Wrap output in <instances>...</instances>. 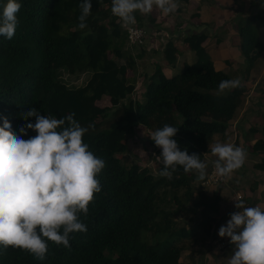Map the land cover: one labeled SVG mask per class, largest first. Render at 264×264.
I'll return each mask as SVG.
<instances>
[{
  "label": "trees",
  "instance_id": "obj_1",
  "mask_svg": "<svg viewBox=\"0 0 264 264\" xmlns=\"http://www.w3.org/2000/svg\"><path fill=\"white\" fill-rule=\"evenodd\" d=\"M107 1L91 0L87 27L79 29L81 0H18L15 34L11 40L0 36V117L7 118L20 135L21 126L35 123V117L21 119L29 108L57 119L75 113L81 126H94L83 140L105 161L96 177L101 190L94 194L87 215L79 216L87 231L70 234V248L48 242L45 258L38 260L26 250L0 246V264H186L180 257L186 253L181 241L197 244L195 232H199L198 244L205 246L217 222L219 195L207 196L200 186L193 193L191 185L204 182L196 180L195 171L186 173L176 166L170 179L161 177L163 164L157 158L161 149L155 152L154 175L116 156L126 154V141L136 128L153 133L168 124L178 128L173 139L180 150L204 161L210 153L207 139L227 129L244 100L245 88L240 84L219 91V83L231 78L213 67L201 46L207 38L202 31L181 38L194 54L193 63L181 61L179 73L169 78L154 67L140 99L131 100L134 79L127 72H135V61L120 20L110 18L103 8ZM5 3L0 0V12ZM144 18L153 25L148 14L140 17L139 12L135 24L145 27ZM260 26H264V9L235 25L244 76L258 60L264 64V44L257 37ZM161 48L166 62L174 63L172 43ZM81 75L86 78L83 85L72 86ZM105 98L109 107H97ZM262 119L260 131L249 130L261 135L251 147L252 154L262 155L253 166L259 171H264V115ZM35 135L27 130L22 138ZM186 213L193 217V226L176 229L173 216Z\"/></svg>",
  "mask_w": 264,
  "mask_h": 264
},
{
  "label": "clouds",
  "instance_id": "obj_2",
  "mask_svg": "<svg viewBox=\"0 0 264 264\" xmlns=\"http://www.w3.org/2000/svg\"><path fill=\"white\" fill-rule=\"evenodd\" d=\"M154 7L168 15L178 5L175 0H111L112 14L125 25L136 23L135 13L149 14ZM20 8L18 0H6L0 12V36L12 39ZM79 8L78 27L85 29L91 0H81ZM240 83L239 78L223 80L218 89L224 92ZM74 116L57 119L29 108L21 119L35 117V123L21 126L20 135L13 132L7 118L0 117V246L23 249L43 260L48 242L70 248V234L87 231L79 216L87 215L94 194L101 190L96 177L105 161L89 151L83 140L94 126L83 127ZM27 130L37 135L25 140L22 136ZM177 131L165 124L150 136L161 149L157 157L163 164L161 177L170 179L176 166H181L186 173L195 171L197 181H204L210 165L217 176L228 177L245 163L246 151L232 143L210 144L214 160L189 155L173 139ZM234 206L238 211L218 230L219 237H227L234 246L228 264H264V207H246L243 200Z\"/></svg>",
  "mask_w": 264,
  "mask_h": 264
},
{
  "label": "crops",
  "instance_id": "obj_3",
  "mask_svg": "<svg viewBox=\"0 0 264 264\" xmlns=\"http://www.w3.org/2000/svg\"><path fill=\"white\" fill-rule=\"evenodd\" d=\"M177 5V9L168 15H163L159 9L154 7L153 11L148 14L153 20L152 26L147 23L146 18L143 21L145 26L158 33L162 32L166 36L163 46L167 42L172 43L175 49L173 53L174 63L168 64L166 62L162 53L163 48L157 51L129 52L135 63L144 62L143 67L153 68L148 74H143L141 80H146V77L148 78L153 72L154 67H159L162 74L169 78L176 74L174 71L179 60L187 62L190 59L189 49L181 42L182 36L206 31L207 38L201 46L215 70L227 75L235 70L236 74L234 75L236 77L240 75V84L246 91L244 100L236 108L224 133L222 135L214 134L207 139V148L210 150L209 145L217 142L232 143L244 149L247 157L244 165L234 171L230 177L228 176L223 185L218 187L208 183L201 185L202 191L207 196H212L215 193L219 195L217 222L214 224L211 236L205 242L206 245L201 247L197 256H190V260L193 262H188L189 264H228L234 246L228 241L227 244L225 242L219 248V243L225 240V237H219L218 230L225 225L224 221L230 217V214L238 211L234 206L235 202L243 200L246 207H253L258 204L264 207V171L253 168L254 164L261 160L262 155L251 152L253 143L260 139L261 135L256 132L247 138L244 137L250 129L260 131L263 126L264 87L262 84L256 88L255 86H246V81L252 78L258 80V83L264 81V64L260 60L255 62L248 73H245L246 77L241 74L243 71H237L243 66V60L239 57V39L235 31L238 19L255 15L264 9V0H187L186 3ZM139 15L143 17L145 14L139 13ZM229 21H231L232 26H229ZM257 37L264 44V26L257 28ZM230 57L234 62L233 65L225 64ZM130 76L134 77V73H131ZM214 159L216 158L211 155V150L204 157V161ZM237 195L241 197L240 200H236ZM203 261L204 263H202Z\"/></svg>",
  "mask_w": 264,
  "mask_h": 264
},
{
  "label": "rangeland",
  "instance_id": "obj_4",
  "mask_svg": "<svg viewBox=\"0 0 264 264\" xmlns=\"http://www.w3.org/2000/svg\"><path fill=\"white\" fill-rule=\"evenodd\" d=\"M229 26H232L231 25V21H229ZM161 34H162V32H161ZM134 52H136V50L135 51H131V53H134ZM239 57L241 59V56H239ZM194 61H195L194 54L192 52H190V59L187 60V63L191 64ZM232 63H234V62L232 61L231 57H230V59H228L225 62V64H228V65H233ZM144 64H145L144 62L135 63L134 77H132L133 74H132V76H130L131 73L129 74V72H127V76L129 78H133L134 79V90H133V93L130 95L131 100H139L140 99L139 96L143 92V86H144V83L146 82L145 80H141V77H142L143 74H148L153 69V68L150 69V67H148V68L147 67H143ZM180 65H181V61L179 60L178 64H177V68L175 69L174 73H176V74L179 73ZM242 68H243V66L241 68H239L237 71L238 72L243 71ZM165 74L167 75V73H165ZM234 74H236L235 70H233V72H230L228 76L231 79H236V78L240 79V75H238L236 77ZM241 74H243V73L241 72ZM243 77H245V76H243ZM84 79H86L85 76L81 75L77 79L73 80L70 84L72 86L78 87L80 85H83ZM247 79L249 80L250 78L248 77ZM249 81H246V86L250 85V87L251 86H255V88H256V87H259L262 84V86L264 87V84H263L264 81H260L258 83V80L253 79V78L250 79ZM96 105H97V107H100V108L109 107V103H108V100L106 98L101 100V101H98L96 103ZM151 134L152 133H150L149 131H146V129H144L142 127L136 128L134 130V135L132 136V139L130 138V139H127V141H126L127 142V152H126V154L123 155V156L122 155L121 156L117 155L116 158L118 160H121V162H123L125 160L127 164H132L133 163V164H136V165H138L140 167H145V168H147L149 170V172L152 175H154L156 173V171H157V162L155 160V152L157 150H159L160 148L156 147L154 142L150 139ZM254 134L250 133V132L249 133L247 132V133H245L244 137L247 138L248 136L254 135ZM208 143H209V140H208ZM226 181H227V177H225V182ZM199 186L201 187V183H195V184L191 185V191L193 193H195L196 189ZM181 194H182V192L180 191L179 192V196ZM190 220H193V217L189 213H186V214H181L179 216L178 215L173 216V220L172 221H174L176 223V229H180L182 227H186V229H189L194 224ZM195 233H196L197 244L190 245V243H191L190 240L181 241V244L185 245L184 248H185V252H186L185 254L182 253L181 256H180L182 263L189 264L188 262L191 261L190 260L191 259L190 256L191 255L197 256L198 253H199V250H201L200 245L198 244L199 243L198 242V237H199L198 233L199 232H195ZM195 248H197V249H195ZM191 262H193V261H191ZM202 263H204V261Z\"/></svg>",
  "mask_w": 264,
  "mask_h": 264
},
{
  "label": "built area",
  "instance_id": "obj_5",
  "mask_svg": "<svg viewBox=\"0 0 264 264\" xmlns=\"http://www.w3.org/2000/svg\"><path fill=\"white\" fill-rule=\"evenodd\" d=\"M103 8L104 10L107 11L108 16L110 18L118 19L111 12V0H108ZM119 22H120L121 30L124 31L125 33L126 47L128 48L129 51H135V50L136 51L143 50L146 52L151 50L157 51L161 49V47L163 46L164 39L166 38L164 34L158 33L150 27L145 26L143 28V27H138L136 24L125 25L124 23H122V21ZM224 182H225V177L217 176L214 167L210 165L207 169V176L204 182L201 183V185L208 183L212 186L218 187L223 185ZM240 198L241 197L239 195L236 196V200H240ZM228 219L224 221V224L227 223ZM228 241L229 239L225 237V240H222L219 243V248H221L225 244V242L227 244Z\"/></svg>",
  "mask_w": 264,
  "mask_h": 264
}]
</instances>
